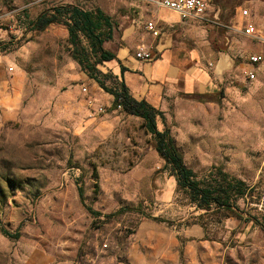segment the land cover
Returning a JSON list of instances; mask_svg holds the SVG:
<instances>
[{
	"label": "rangeland",
	"instance_id": "rangeland-1",
	"mask_svg": "<svg viewBox=\"0 0 264 264\" xmlns=\"http://www.w3.org/2000/svg\"><path fill=\"white\" fill-rule=\"evenodd\" d=\"M151 1L0 0V264H27L41 253L52 264H132L145 222L179 233L180 264H264V62L253 69L249 61L264 58V45L244 35L249 23L264 29V0H212L219 20L198 25L200 42L229 57V76L213 100L176 88L157 109L158 131H170L196 180L203 185L222 170L250 188L238 201L243 219L205 212L180 190L147 122L115 108L123 78L114 61L102 62L82 33L73 39L69 20L38 27L45 12L66 5L101 10L113 24L104 50L118 56L132 43L136 58L157 12ZM194 226L204 245L189 258L184 231Z\"/></svg>",
	"mask_w": 264,
	"mask_h": 264
},
{
	"label": "crops",
	"instance_id": "crops-1",
	"mask_svg": "<svg viewBox=\"0 0 264 264\" xmlns=\"http://www.w3.org/2000/svg\"><path fill=\"white\" fill-rule=\"evenodd\" d=\"M156 9V15L151 20L157 22L161 35L154 38L146 32L149 40L137 48L152 50L156 58L148 62L136 59L131 54L134 48L130 43L131 46L115 55V74L123 78V83L136 100H145L156 109L163 105L164 95L176 88H182L185 95L190 97H211L219 87L218 81L229 76V70H225L221 77L214 73L221 57L220 53L209 51L200 42L198 25L206 23L183 22L181 16L173 11ZM210 11L208 16L213 17ZM3 70L0 65V82L5 79ZM173 229L163 224L142 223L139 231L145 236L142 246L130 258L132 264H180L181 242L177 238L179 233ZM184 234L190 239L187 242V257L190 258L196 247L204 245L198 240L204 238L205 233L194 226L185 230ZM40 255L30 259L27 264L53 263L50 255ZM37 258L41 259L37 261Z\"/></svg>",
	"mask_w": 264,
	"mask_h": 264
},
{
	"label": "trees",
	"instance_id": "trees-1",
	"mask_svg": "<svg viewBox=\"0 0 264 264\" xmlns=\"http://www.w3.org/2000/svg\"><path fill=\"white\" fill-rule=\"evenodd\" d=\"M64 20H69L70 30L73 35V39L80 33L83 34L89 41L92 52L101 55L102 62H110L116 59L115 54L104 50L103 44L105 39L103 38L104 29L112 30L111 18L106 16L101 10L96 12L84 11L73 5L65 6L62 8H55L51 12H45L38 21L39 28H46L53 23H59ZM84 65V61H81ZM89 71H91L89 64L85 65ZM91 78L95 79L104 88V84L101 83L94 74H91ZM122 87L120 92L113 93L115 96V108L123 107L130 114L143 118L150 127V130L157 139L156 150L160 156L165 159L167 164L172 166V170L177 179L180 190L187 191L192 201L198 208L205 210V212H217L225 218H239L241 216L240 208L238 207V201L248 198L250 194V188L241 180L235 177H231L222 170L213 171L209 178L201 182L195 179L194 173L185 166L182 157L177 151V147L174 144L170 136V131L159 132L157 129V117L160 115L159 110L154 108L145 100H136L130 95L125 83H121ZM106 89V88H104ZM107 92L109 90L106 89ZM211 100L214 98L209 97ZM82 197V194H81ZM89 212L93 217L98 218L103 216L101 213L89 208ZM131 210H120L119 213L130 212ZM113 215L106 216L107 218L113 217ZM158 223L169 222L160 219L152 218ZM4 235L10 238L19 239V235L11 236L6 230L1 229Z\"/></svg>",
	"mask_w": 264,
	"mask_h": 264
},
{
	"label": "built area",
	"instance_id": "built-area-1",
	"mask_svg": "<svg viewBox=\"0 0 264 264\" xmlns=\"http://www.w3.org/2000/svg\"><path fill=\"white\" fill-rule=\"evenodd\" d=\"M156 7L161 9H167L175 12L181 16L183 22L197 21L206 24H215L219 20V12L215 15V18L208 16V12L211 9L212 0H156L151 1ZM249 16V12L245 11L244 16ZM146 32L150 33L154 38H158L161 35V31L158 28L156 21L151 20L145 24ZM244 35L251 41L264 45V29L257 27L253 23H249L244 29ZM136 58L140 61L148 62L156 58V53L152 50H138ZM250 65L254 69L257 65H261L264 62V58L261 55H253L250 58ZM248 80L254 81L256 74L254 71H249ZM84 91L88 93V89L85 87ZM2 99L0 98V106ZM92 105V104H91ZM97 114H103V106L96 110Z\"/></svg>",
	"mask_w": 264,
	"mask_h": 264
},
{
	"label": "water",
	"instance_id": "water-1",
	"mask_svg": "<svg viewBox=\"0 0 264 264\" xmlns=\"http://www.w3.org/2000/svg\"><path fill=\"white\" fill-rule=\"evenodd\" d=\"M220 60L218 62V64L215 66V69H214V73L218 76V77H221L222 76V73L225 71V70H229L231 69L232 67V62L231 60L229 59V57H227L225 55L224 52L220 51Z\"/></svg>",
	"mask_w": 264,
	"mask_h": 264
}]
</instances>
